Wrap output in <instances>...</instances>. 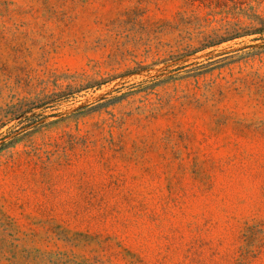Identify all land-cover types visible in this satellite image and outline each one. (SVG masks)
<instances>
[{
    "label": "rangeland",
    "instance_id": "rangeland-1",
    "mask_svg": "<svg viewBox=\"0 0 264 264\" xmlns=\"http://www.w3.org/2000/svg\"><path fill=\"white\" fill-rule=\"evenodd\" d=\"M0 264H264V0H0Z\"/></svg>",
    "mask_w": 264,
    "mask_h": 264
}]
</instances>
